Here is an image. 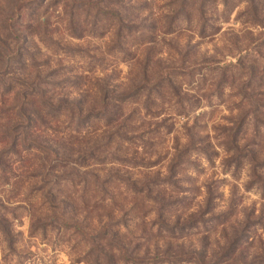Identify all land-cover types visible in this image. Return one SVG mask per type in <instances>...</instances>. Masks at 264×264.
I'll list each match as a JSON object with an SVG mask.
<instances>
[{
    "label": "rangeland",
    "instance_id": "1",
    "mask_svg": "<svg viewBox=\"0 0 264 264\" xmlns=\"http://www.w3.org/2000/svg\"><path fill=\"white\" fill-rule=\"evenodd\" d=\"M14 2L0 0V29ZM123 3L131 5L123 13L130 14L126 20L135 28L122 50L114 43V20L102 16L93 24L92 16L81 17L75 34L62 4L47 10L50 34L82 52L59 51L36 30L32 35L31 50L41 70H58L53 78L57 91L80 99L84 112L101 107L97 91L105 83L123 92L144 75L153 83L169 72L177 89L164 81L148 102L147 91L141 90L118 104L114 122L93 119L78 129L77 116L63 112L50 125H41L51 142L68 153L101 145L80 176L60 185L61 197L70 203L69 216L92 229L114 225L128 253L147 259L114 264H264V27L244 14V0L228 5L211 0L206 35L195 10L191 18L171 22V0ZM251 68L254 80L246 84ZM225 69L228 75L221 82ZM36 72L27 69L24 75ZM13 100L0 96V126L9 116L2 109ZM243 116L237 153L228 137ZM6 145L0 131V148ZM178 157L181 161L171 168ZM5 165L0 220L13 243L10 247L0 231V264H97L89 244L48 224L49 205L41 193H31L42 183L38 154L19 151ZM92 174L109 178L105 191ZM144 187H150L149 193L140 190ZM159 212L167 225L160 230Z\"/></svg>",
    "mask_w": 264,
    "mask_h": 264
},
{
    "label": "trees",
    "instance_id": "2",
    "mask_svg": "<svg viewBox=\"0 0 264 264\" xmlns=\"http://www.w3.org/2000/svg\"><path fill=\"white\" fill-rule=\"evenodd\" d=\"M171 1L175 6L170 15L171 22L179 23L181 20L189 19L195 10L201 23V34H207L206 12L211 0ZM230 1L223 0L226 5ZM47 2L48 0H15L12 12L5 16L0 29V96L1 98L14 96L11 105L2 109L8 112L9 116L5 125L0 126V131L7 142L5 147L0 148V174H3L6 170L5 160L12 154H18L19 151L24 150L36 152L40 165L38 175L41 177L42 183L34 187L31 193H41L49 205V225L57 226L61 230L72 231L86 244H89L90 253L94 252L93 257L94 260H97V264L100 262L102 264H114V262L129 261L131 257L134 262L146 261L147 259L140 258V256H131L127 247L117 241L118 235L112 229L114 225L105 224L98 229H92L83 220L70 217V203L66 198L61 197L63 192L62 187H60L61 183L70 182L74 177L80 176V173L84 172L81 171L82 167H86L89 161L96 160V148H100L101 145L94 143L87 148H80L75 153H68L51 142V139L41 130V125H50L51 121L58 120L63 112L77 116L76 128L78 129L88 126L93 119H106L109 123L114 122L118 117V104L134 98L141 90L147 91L148 102L151 93L158 86H161L164 81H167L175 91L177 89L169 72L163 76L160 75L153 83L149 82L144 75L138 84L123 92H119L116 87L110 88L105 83L97 91V96L100 99L99 103L101 104V107L99 105L100 109L96 106V108L87 109L84 112L80 99H70L64 93L60 94L57 91V81L53 78L57 76L58 70L49 69L46 72L41 70L40 65L42 63L38 61L36 51L31 50L32 35L37 31L36 34L42 38L47 46H54L59 51L71 55L82 52L79 48L61 44L50 34V16L47 14V10L50 6L62 4L69 29L75 34L79 29L76 23L81 17L92 16L93 24H97L102 16L114 20L117 24L114 43L118 45V50H122L125 39L134 34V25L126 20L130 14L125 17L123 13V11H129L131 5H125L124 0H52L49 3ZM244 2L247 4L244 14L253 22L264 27V0H244ZM111 6H117L118 9ZM26 9L32 12L24 15L23 11ZM40 9H43V11L37 13ZM24 16L28 18L26 24L23 23ZM35 17L37 19L34 23L29 22L31 18ZM125 31H127V34L124 33ZM234 67L242 70L245 68L241 63H236ZM27 69L37 70V72L33 77H28L24 75ZM246 72L248 82L245 83L250 84L254 80V68L248 69ZM226 75H228L227 69L224 70V78L221 82L225 80ZM252 108L256 107L253 106ZM244 118L245 116L235 124L228 137V143L236 149L237 153L240 152V149L236 141H238L237 139L243 131ZM248 153L251 154V159L254 160L252 151ZM237 156L240 159L242 155L239 153ZM180 161L179 157L176 158L171 168ZM92 176L95 177V182L100 183L101 188L105 191L106 187L104 186L109 178L100 180L95 174H92ZM140 190L149 193L150 187H144ZM4 207V205H1L0 208ZM157 222L159 230L163 225H166L160 212ZM48 224L45 223L44 228ZM0 231L11 247L13 243L12 236L7 225L1 220ZM116 256L118 257L116 258Z\"/></svg>",
    "mask_w": 264,
    "mask_h": 264
}]
</instances>
